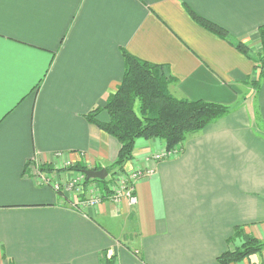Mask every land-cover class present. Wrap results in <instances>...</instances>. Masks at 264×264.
Instances as JSON below:
<instances>
[{"label":"crops","instance_id":"obj_1","mask_svg":"<svg viewBox=\"0 0 264 264\" xmlns=\"http://www.w3.org/2000/svg\"><path fill=\"white\" fill-rule=\"evenodd\" d=\"M187 8L261 51L264 0H0V264H221L244 241L236 226L264 241V82L248 83L254 63ZM123 49L167 65L173 95L230 112L169 159H152L162 139L138 138L124 172L155 171L135 205L97 182L61 194L40 167L65 181L69 164L117 159L121 143L85 114L116 91Z\"/></svg>","mask_w":264,"mask_h":264},{"label":"trees","instance_id":"obj_2","mask_svg":"<svg viewBox=\"0 0 264 264\" xmlns=\"http://www.w3.org/2000/svg\"><path fill=\"white\" fill-rule=\"evenodd\" d=\"M187 11L199 25L227 41L254 63V74L248 83L259 88L264 82V25L258 28L261 51L255 53L225 27L197 14L191 8H187ZM122 55L125 72L116 91L109 94L102 105L85 114L90 123L121 143L117 159L106 167L108 175L112 176L110 179L85 177V183L97 182L107 194L111 193L110 183L114 176L124 172L126 164L133 158L138 138H159L165 142L167 151H182L189 133L203 129L210 122L230 112L229 107L219 103L173 95L169 85L175 81V77L167 65L143 60L125 49L122 50ZM103 112L107 114V120L101 119L100 114ZM64 169L82 172L88 167L72 164ZM231 237L233 240L243 238L244 241L238 247L223 251L217 257L221 264L240 263L247 257L264 252V243L246 233L242 225L236 226Z\"/></svg>","mask_w":264,"mask_h":264},{"label":"built area","instance_id":"obj_3","mask_svg":"<svg viewBox=\"0 0 264 264\" xmlns=\"http://www.w3.org/2000/svg\"><path fill=\"white\" fill-rule=\"evenodd\" d=\"M181 151H167L165 150L163 153L155 154L152 156L154 161H161L164 159H169L175 156L177 153ZM41 180L47 185L52 186L56 191L61 194H76L79 195L84 193L86 190L85 187L87 183H85L86 175L83 172H78L76 177H71L65 181H59L57 179H53L49 174L44 173L41 170V167L38 169ZM154 169H134L131 172H119L117 173L110 183L111 193L109 194L110 199L114 201H120L122 199L127 198L131 205H135L138 202L137 194H136V184L137 182L144 177L151 176L154 173ZM124 174V175H123ZM73 180V181H71ZM91 191V188H90ZM103 196H99L94 194L91 198H89V203L97 204L102 200Z\"/></svg>","mask_w":264,"mask_h":264},{"label":"water","instance_id":"obj_4","mask_svg":"<svg viewBox=\"0 0 264 264\" xmlns=\"http://www.w3.org/2000/svg\"><path fill=\"white\" fill-rule=\"evenodd\" d=\"M82 172L88 179L103 180L108 176V171L104 167L101 169H84Z\"/></svg>","mask_w":264,"mask_h":264},{"label":"rangeland","instance_id":"obj_5","mask_svg":"<svg viewBox=\"0 0 264 264\" xmlns=\"http://www.w3.org/2000/svg\"><path fill=\"white\" fill-rule=\"evenodd\" d=\"M255 53H258V51H254ZM70 165V164H69ZM71 166V165H70ZM68 167V166H67ZM108 178H111L112 176L111 175H108L107 176ZM71 181H73V180H71ZM258 240H260V239H258ZM261 242H263L264 243V241L263 240H260Z\"/></svg>","mask_w":264,"mask_h":264}]
</instances>
